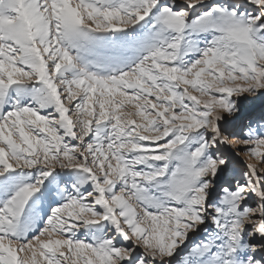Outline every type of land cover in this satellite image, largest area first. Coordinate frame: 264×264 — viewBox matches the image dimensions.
<instances>
[{
    "label": "snow or ice",
    "instance_id": "obj_1",
    "mask_svg": "<svg viewBox=\"0 0 264 264\" xmlns=\"http://www.w3.org/2000/svg\"><path fill=\"white\" fill-rule=\"evenodd\" d=\"M0 264H264V0H0Z\"/></svg>",
    "mask_w": 264,
    "mask_h": 264
}]
</instances>
